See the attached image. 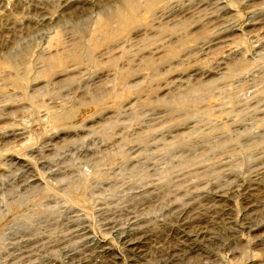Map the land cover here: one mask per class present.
Instances as JSON below:
<instances>
[{
  "label": "rangeland",
  "instance_id": "rangeland-1",
  "mask_svg": "<svg viewBox=\"0 0 264 264\" xmlns=\"http://www.w3.org/2000/svg\"><path fill=\"white\" fill-rule=\"evenodd\" d=\"M0 264H264V0H0Z\"/></svg>",
  "mask_w": 264,
  "mask_h": 264
}]
</instances>
